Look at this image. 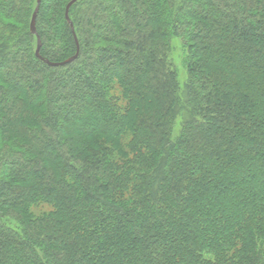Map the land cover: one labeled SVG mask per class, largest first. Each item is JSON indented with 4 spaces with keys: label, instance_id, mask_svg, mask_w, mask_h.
<instances>
[{
    "label": "trees",
    "instance_id": "trees-1",
    "mask_svg": "<svg viewBox=\"0 0 264 264\" xmlns=\"http://www.w3.org/2000/svg\"><path fill=\"white\" fill-rule=\"evenodd\" d=\"M36 7L0 0V264H264V0H79L63 67Z\"/></svg>",
    "mask_w": 264,
    "mask_h": 264
},
{
    "label": "water",
    "instance_id": "water-1",
    "mask_svg": "<svg viewBox=\"0 0 264 264\" xmlns=\"http://www.w3.org/2000/svg\"><path fill=\"white\" fill-rule=\"evenodd\" d=\"M79 0H72L70 1V3H68L67 7H66V19L71 27V30H72V33H73V36H74V39H75V42H76V46H77V51H76V54L74 56H72L71 58L63 61V62H60V63H51L49 62L48 60L44 59L41 54H40V50H41V47H42V41H41V38L40 36L38 35V32H37V27H36V21H37V17H38V13H39V10H40V5L42 3V0H37V7L32 15V19H31V23H30V31L31 33L37 38V49H36V56L38 59H40L41 61H43L45 64L51 66V67H63V66H67L69 64H72L74 63L78 57H79V52H80V47H79V43H78V39H77V35L75 33V30H74V26H73V23L72 21L70 20V17H69V12H70V9L71 7L76 3L78 2Z\"/></svg>",
    "mask_w": 264,
    "mask_h": 264
},
{
    "label": "rangeland",
    "instance_id": "rangeland-1",
    "mask_svg": "<svg viewBox=\"0 0 264 264\" xmlns=\"http://www.w3.org/2000/svg\"><path fill=\"white\" fill-rule=\"evenodd\" d=\"M172 58L175 64L179 67L180 66V60L182 58L181 48L179 42L173 43V52H172ZM181 124L178 123L176 131L180 129Z\"/></svg>",
    "mask_w": 264,
    "mask_h": 264
}]
</instances>
